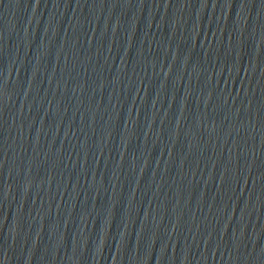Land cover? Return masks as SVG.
<instances>
[{
  "label": "water",
  "instance_id": "95a60500",
  "mask_svg": "<svg viewBox=\"0 0 264 264\" xmlns=\"http://www.w3.org/2000/svg\"><path fill=\"white\" fill-rule=\"evenodd\" d=\"M0 225L40 264H264V0H0Z\"/></svg>",
  "mask_w": 264,
  "mask_h": 264
}]
</instances>
